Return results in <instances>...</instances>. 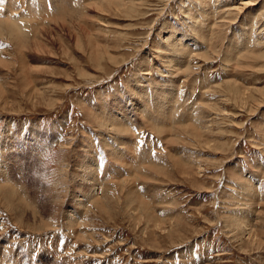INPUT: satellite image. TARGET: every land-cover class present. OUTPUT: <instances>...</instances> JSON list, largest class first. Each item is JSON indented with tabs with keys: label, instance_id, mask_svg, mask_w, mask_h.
I'll list each match as a JSON object with an SVG mask.
<instances>
[{
	"label": "rangeland",
	"instance_id": "1",
	"mask_svg": "<svg viewBox=\"0 0 264 264\" xmlns=\"http://www.w3.org/2000/svg\"><path fill=\"white\" fill-rule=\"evenodd\" d=\"M0 197V264H264V0H0Z\"/></svg>",
	"mask_w": 264,
	"mask_h": 264
},
{
	"label": "bare ground",
	"instance_id": "2",
	"mask_svg": "<svg viewBox=\"0 0 264 264\" xmlns=\"http://www.w3.org/2000/svg\"><path fill=\"white\" fill-rule=\"evenodd\" d=\"M209 1H210V0H209ZM205 2H206V1H205ZM252 4H253V3H252ZM204 5H205V4H204ZM246 6H247V5H246ZM194 9H195V8H194ZM245 10H246V9H245ZM191 12H192V11H191ZM201 12H202V11H201ZM186 13H187V12H186ZM227 13H228V12H227ZM188 14H190V13H188ZM188 14H187V15H188ZM203 14H204V13H203ZM189 17H190V16H189ZM209 17H210V16H209ZM195 18H196V17H195ZM261 20H262V19H261ZM259 21H260V20H259ZM262 23H263V22H262ZM243 25H244V24H243ZM247 26H248V25H247ZM251 26H252V25H251ZM251 26H250V27H251ZM253 26H254V25H253ZM245 27H246V26H245ZM9 28H10V27H9ZM204 29H205V28H204ZM244 30H246V29H244ZM247 30H248V29H247ZM207 32H208V31H207ZM244 32H245V31H244ZM196 33H197V32H196ZM202 33H203V32H202ZM246 33H248V34L250 35V32L247 31ZM11 35H12V34H11ZM43 35H44V34H43ZM197 35H198V34H197ZM197 35H196V36H197ZM170 39H171V38H170ZM14 40H16V39L14 38ZM178 42H179V41H178ZM172 43H173V42H172ZM173 45H175V44H173ZM187 45H188V44H187ZM21 46H22V45H21ZM177 47H179V46H177ZM177 47L175 46V47H174V50H175V51H182V52H184L183 54H185V52H186L187 49H188V48L186 49L185 45L182 46V47H179V48H177ZM237 52H238V51H237ZM175 53H176V52H175ZM201 57H202V56H201ZM168 60H171V59H168ZM162 64H163V63H162ZM186 70H187V69H186ZM156 83H157V82H156ZM112 126H113V125H112ZM121 126H122V125H121ZM115 128H116V127H115ZM124 135H125V134H124ZM126 135H127V134H126ZM120 146H121V145H120ZM95 179H96V178H95ZM4 189H5V188H4ZM4 189H3V190H4ZM7 189L9 190V191L7 190L8 192H11L9 188H7ZM5 190H6V189H5ZM12 191H13V190H12ZM131 191H132V190H131ZM8 192H6V193L8 194ZM129 192H130V191H129ZM6 193H5V194H6ZM12 193H13V195H14V192H12ZM12 193H11V194H12ZM9 194H10V193H9ZM129 194H130V193H129ZM3 195H4V194H3ZM0 199H1V197H0ZM11 199H12V198H11ZM7 201H8V200H7ZM17 201H18V200H17ZM137 201H138V200H137ZM4 202H5V201H4ZM18 208H19V207H18ZM151 211H152V210H151ZM72 212H73V211L71 210V214H73ZM22 214H23V213H22ZM79 214H80V213H79ZM22 216H23V215H22ZM22 216H21V217H22ZM72 216H74V215H72ZM17 217H18V216H17ZM19 217H20V216H19ZM69 217H70V216H69ZM74 220H75V219H74ZM24 224H25V223H24ZM25 225H26V224H25ZM27 227H28V226H27ZM78 230H79V229H78ZM76 232H77V231H76ZM78 232H79V231H78Z\"/></svg>",
	"mask_w": 264,
	"mask_h": 264
},
{
	"label": "snow or ice",
	"instance_id": "3",
	"mask_svg": "<svg viewBox=\"0 0 264 264\" xmlns=\"http://www.w3.org/2000/svg\"><path fill=\"white\" fill-rule=\"evenodd\" d=\"M153 154H155V153H153Z\"/></svg>",
	"mask_w": 264,
	"mask_h": 264
}]
</instances>
